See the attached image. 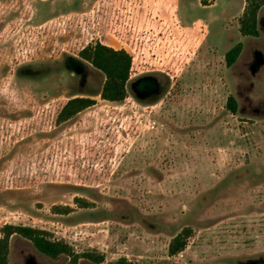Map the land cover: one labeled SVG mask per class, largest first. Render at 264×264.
<instances>
[{
    "label": "rangeland",
    "instance_id": "obj_1",
    "mask_svg": "<svg viewBox=\"0 0 264 264\" xmlns=\"http://www.w3.org/2000/svg\"><path fill=\"white\" fill-rule=\"evenodd\" d=\"M245 6L0 0V231L38 228L104 257L79 264H264V7L253 38L239 31ZM96 42L133 58L121 103L101 99L104 74L79 56ZM142 77L159 91L136 92ZM75 97L96 105L58 124ZM69 263L10 240L9 264Z\"/></svg>",
    "mask_w": 264,
    "mask_h": 264
},
{
    "label": "trees",
    "instance_id": "obj_2",
    "mask_svg": "<svg viewBox=\"0 0 264 264\" xmlns=\"http://www.w3.org/2000/svg\"><path fill=\"white\" fill-rule=\"evenodd\" d=\"M263 7L264 0H246V6L239 22V31L243 37H259V12ZM243 49V43H239L227 52L225 59L228 67H232L237 62ZM79 56L104 74L105 82L100 93L102 100L110 103H121L127 98V85L131 79L133 66V58L129 52L125 49L117 50L101 42H96L83 48ZM95 105L96 100L90 97L72 98L61 109L57 117V123L68 122ZM227 109L232 114H237L238 103L234 96L228 98ZM78 202H81L83 207L87 206L86 201L82 199H77ZM72 210L70 206H55L53 208L54 213L60 215H68ZM15 235L30 241L38 252L53 260H58L61 256L66 255L70 258L69 264H79L82 258L96 263L104 262L103 256L95 257L88 253L84 255L76 254L66 241L54 238L48 231L7 224L0 231V264H9L10 240ZM193 235L194 231L190 227L184 228L177 234L169 243V256L176 257L184 252Z\"/></svg>",
    "mask_w": 264,
    "mask_h": 264
},
{
    "label": "flooded vegetation",
    "instance_id": "obj_3",
    "mask_svg": "<svg viewBox=\"0 0 264 264\" xmlns=\"http://www.w3.org/2000/svg\"><path fill=\"white\" fill-rule=\"evenodd\" d=\"M157 84V81L151 77H142L138 82L134 84V89L138 93L150 96L151 94L159 91V87Z\"/></svg>",
    "mask_w": 264,
    "mask_h": 264
}]
</instances>
